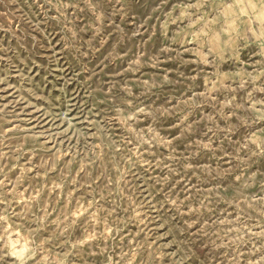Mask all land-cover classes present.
<instances>
[{
    "label": "clouds",
    "instance_id": "obj_1",
    "mask_svg": "<svg viewBox=\"0 0 264 264\" xmlns=\"http://www.w3.org/2000/svg\"><path fill=\"white\" fill-rule=\"evenodd\" d=\"M82 5L91 19L77 27ZM40 10L62 54L91 65L63 69L58 92L75 102L84 91L95 131L68 147L49 130L0 126V264H57L47 245L73 228L81 238L59 264L77 247L84 264H264V0H153L140 14L125 0H42Z\"/></svg>",
    "mask_w": 264,
    "mask_h": 264
},
{
    "label": "rangeland",
    "instance_id": "obj_2",
    "mask_svg": "<svg viewBox=\"0 0 264 264\" xmlns=\"http://www.w3.org/2000/svg\"><path fill=\"white\" fill-rule=\"evenodd\" d=\"M77 3L80 0H76ZM106 8H111L115 0H101ZM153 0H125V4L131 12L140 14L151 6ZM42 0H0V77L9 76L7 83L0 84V126L11 127L7 121L12 120L22 127L32 129L33 132H39L42 138L45 137V130H49L47 136L49 139H55L57 144L72 147L73 143H79L76 139L77 133L82 138L86 134L91 137L95 129H90L88 121L92 116L90 109L95 106L91 104L84 91L80 90V96L76 97V101L69 100L68 92H58L59 85L63 83L62 77L65 75L63 69L68 71L79 69L85 73L91 70V65L79 63L73 59L71 55H63L59 48L60 37L56 35L59 27L56 21H49L47 24H38L37 21L43 19L40 10ZM85 10L83 12L77 10L75 15L71 17L73 24L79 27L82 23L91 19V14L87 7L82 5ZM119 20V17H117ZM132 26L126 22L125 32H131ZM79 41L84 39V33L79 36ZM158 43V41L154 42ZM92 60L95 57L91 58ZM23 72L25 75L35 73L34 79H23L14 75L16 72ZM31 88L36 93H43L49 103H45L44 99H37L34 94L29 100L25 89ZM79 91V89H77ZM23 101V103H22ZM27 103V107H25ZM71 105V106H70ZM78 105V106H77ZM59 115V119L53 114V110ZM83 113V114H82ZM98 118V117H97ZM62 127L63 133L57 132L54 138L51 131ZM70 130H72L70 132ZM68 133L67 140H64L63 134ZM49 147H52L49 144ZM135 152V149H133ZM26 158V157H25ZM23 163V160L20 161ZM147 163V161H145ZM258 166L264 170V160L258 161ZM20 173V169H14L7 173L9 180H14ZM140 180L147 187V175L138 173ZM5 179L0 174V180ZM29 179H25L20 186L19 191L23 195L28 187ZM195 183V181H193ZM211 191V185L209 186ZM91 201H89V207ZM79 212L84 213L83 198L77 205ZM98 212H103L104 208L100 207ZM155 216V213L152 214ZM13 222L20 221V217H12ZM99 219V216H97ZM157 219V223H158ZM32 227L33 225H26ZM149 228L154 225L149 224ZM54 226L45 224L38 238L47 237L53 230ZM131 228V226H130ZM134 230V229H133ZM147 231V229H145ZM165 231L164 227L160 228V232ZM151 235V233H150ZM81 238L79 228H73L70 234L61 236L57 234L47 245L53 250L52 255L59 264L60 251H65L72 242ZM67 240V244L64 241ZM167 245V240L163 241ZM58 245L62 247H57ZM85 249L77 247L73 249V255L69 256L66 264H84L83 256Z\"/></svg>",
    "mask_w": 264,
    "mask_h": 264
}]
</instances>
